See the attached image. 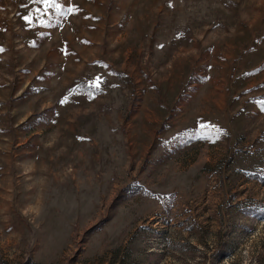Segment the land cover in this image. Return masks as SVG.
<instances>
[{
    "label": "rangeland",
    "instance_id": "obj_1",
    "mask_svg": "<svg viewBox=\"0 0 264 264\" xmlns=\"http://www.w3.org/2000/svg\"><path fill=\"white\" fill-rule=\"evenodd\" d=\"M0 264H264V0H0Z\"/></svg>",
    "mask_w": 264,
    "mask_h": 264
}]
</instances>
